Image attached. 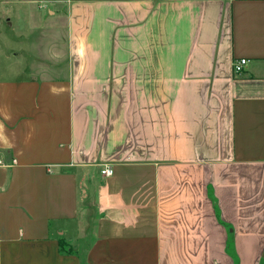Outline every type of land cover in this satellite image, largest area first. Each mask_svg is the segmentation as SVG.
<instances>
[{
  "label": "crops",
  "instance_id": "0c3cea01",
  "mask_svg": "<svg viewBox=\"0 0 264 264\" xmlns=\"http://www.w3.org/2000/svg\"><path fill=\"white\" fill-rule=\"evenodd\" d=\"M48 2L62 48L0 80V264H264V0Z\"/></svg>",
  "mask_w": 264,
  "mask_h": 264
},
{
  "label": "rangeland",
  "instance_id": "374dc122",
  "mask_svg": "<svg viewBox=\"0 0 264 264\" xmlns=\"http://www.w3.org/2000/svg\"><path fill=\"white\" fill-rule=\"evenodd\" d=\"M50 7L48 0H0V80L28 77L46 47L62 48L56 37L65 35V21H56Z\"/></svg>",
  "mask_w": 264,
  "mask_h": 264
},
{
  "label": "built area",
  "instance_id": "2783aa9c",
  "mask_svg": "<svg viewBox=\"0 0 264 264\" xmlns=\"http://www.w3.org/2000/svg\"><path fill=\"white\" fill-rule=\"evenodd\" d=\"M248 62L247 59H240L234 62L233 68L236 75H240L243 73L244 66ZM101 174L104 177H110L114 174V169L112 166H105L104 169H102Z\"/></svg>",
  "mask_w": 264,
  "mask_h": 264
},
{
  "label": "trees",
  "instance_id": "16d2710c",
  "mask_svg": "<svg viewBox=\"0 0 264 264\" xmlns=\"http://www.w3.org/2000/svg\"><path fill=\"white\" fill-rule=\"evenodd\" d=\"M60 249H61V252H64V253H70V249H68L67 245L64 243V242H61L60 243Z\"/></svg>",
  "mask_w": 264,
  "mask_h": 264
}]
</instances>
